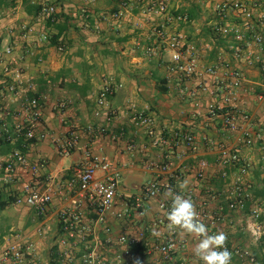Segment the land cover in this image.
<instances>
[{"label":"crops","instance_id":"1","mask_svg":"<svg viewBox=\"0 0 264 264\" xmlns=\"http://www.w3.org/2000/svg\"><path fill=\"white\" fill-rule=\"evenodd\" d=\"M24 1L43 6V12L28 14ZM158 1L16 0V8L0 6V206L10 196H25L27 186L52 195L43 216L18 204L0 212V258L15 243L25 249L26 264H53L55 246L60 264H87L92 255L105 264H164L163 256L152 250L167 238V214L160 205L171 202L164 198L167 188L179 192L177 181L185 178L189 180L185 194L191 192L197 211L206 212L209 218L203 222L210 232L223 231L233 246L242 248L237 227L249 216L229 212L227 202L237 183L246 186L248 195L250 188L264 184V74L260 71L264 51L250 38L255 32L264 35L260 20L264 0H241L255 14L253 31L244 42L214 31L219 21L216 8L224 0H167L172 13L195 10L198 18L192 23L171 21L158 13ZM50 6L59 16L52 26L44 14ZM228 24L243 23L232 17ZM61 28L60 47L44 40L58 35ZM172 35L197 47L200 69L226 63L243 72L233 106L248 119L241 117L236 131L223 126L222 114L208 113L210 104L222 105L218 83L223 69L218 77H207L210 92L202 93L199 78L171 71L167 41ZM237 50H242L240 55ZM105 90L110 92L100 106ZM35 94L40 95L43 116L34 129L47 139L22 148L28 165L17 166L9 176L5 162L22 139L20 129L30 126L25 107ZM144 109L153 119L150 129L133 120L134 113ZM150 132L162 134L167 144L154 146ZM247 135L254 141L252 146L245 144ZM72 136L77 144L67 157L57 141ZM186 136L194 137L192 145ZM221 147L238 152L247 175L239 167L223 164ZM95 156L106 157L121 173L114 205L103 221L90 196L84 197L72 184L75 170L89 165ZM160 158L171 162L168 172L150 169L149 162ZM155 181L164 187L163 193L144 199L143 209L137 210L133 201ZM76 212L78 228L69 237L65 230L61 233V223ZM216 212L225 218L213 228L210 217ZM121 237L134 239L137 245L129 249L120 243ZM177 237L186 245L177 260L200 264L192 252L196 240L179 230ZM65 240L67 245H62Z\"/></svg>","mask_w":264,"mask_h":264},{"label":"built area","instance_id":"2","mask_svg":"<svg viewBox=\"0 0 264 264\" xmlns=\"http://www.w3.org/2000/svg\"><path fill=\"white\" fill-rule=\"evenodd\" d=\"M158 9V13L167 14L172 21L184 22V18L172 17L170 13V8L167 0H159L155 5ZM56 13V8L54 6L48 7L44 14L47 18ZM216 13L218 15L219 21L214 25V31L224 38H231L237 42H244L249 31H253L251 21L255 19V14L249 5L241 0H224L216 8ZM119 17L118 14L114 15ZM232 17H239L243 24L238 26H232L228 24V21ZM259 19V17H258ZM264 23V14L260 18ZM251 40L261 47L264 51V35L262 33L255 32L250 36ZM45 41H48V36L44 37ZM167 47L172 52V64L171 71L180 72L185 78L197 77L200 79V91L202 93H209L210 87L208 84L207 77H218L220 75V70L223 69L222 75L219 76L220 80L218 83V94L221 97V103H212L208 106L209 115L216 117L218 115H223V126L229 131H236L238 129L239 119H248L247 115L242 112H236L234 109L235 93L242 86L244 81L243 72L231 64H218L216 66L208 67L205 69L199 68L198 62V49L194 44L186 43L184 38L180 35H172L168 38ZM63 51V48H59ZM238 54L242 50H237ZM7 54H11L8 50ZM222 65V68H221ZM260 71L264 74V59L260 63ZM17 78V82L19 81ZM11 92L15 91V87L10 88ZM110 90H105L101 94V99L99 105L103 106L106 102V97ZM264 99V95L261 96ZM229 109L228 111H224ZM26 113L29 118L30 126L25 127L26 139L27 140H40L45 141L47 139L46 134H37L34 129V125L42 119L43 116V105L40 103L39 99H32L28 102L25 107ZM135 124L139 127L152 128L153 119L147 109L136 111L133 118ZM24 129V128H23ZM20 129V132L23 130ZM105 132L104 129H101ZM152 131V130H151ZM93 130L89 129V133ZM153 137L154 146L161 147L167 144V140L162 134L156 135L154 132H150ZM179 138V137H178ZM186 142L189 145L194 143V137L186 136ZM253 139L251 136L247 135L245 139V144L251 146L253 144ZM57 144L59 146L60 153L64 156H70L72 151L75 149L77 144V138L72 136L65 139L64 141L58 140ZM221 161L225 166H236L242 160L238 153L234 149H229L227 147H221ZM28 158L20 151H14L11 154V158L5 162V173L7 175H12L16 171V167L19 165H28ZM150 169L161 170L162 172H168L171 167V162L166 158H160L159 160H151L149 162ZM37 169L34 168L33 172L36 173ZM246 174V169L243 168L241 171ZM102 173L101 177L98 174ZM224 177H227L225 172ZM121 181V173L115 168L112 163L104 156H95L91 159V162L86 167H79L74 172V179L72 184L77 185L81 195L90 196L91 202H93L98 207L99 220L103 221L105 216L111 211L117 192L119 189ZM164 187L158 182L149 183L143 191V196L138 197L133 201V205L137 210L143 209L144 199H153L160 196L163 193ZM26 195L17 198L18 205H27L33 208L39 216H43L47 213L48 207L52 202V195L50 192L36 191L27 186L25 188ZM111 193V195H109ZM186 195L192 198V193H187ZM229 200L227 204V209L229 212L244 211L245 201L249 198L246 193L245 188L242 184H235L233 190L230 191ZM78 207V203H74ZM171 202L163 201L161 202V209H163L166 214L170 209ZM200 218L204 221L206 215L205 211H199ZM262 210H254L252 214L247 218L246 221V231L252 238L254 244L259 243L264 237V224L260 221ZM208 217V216H207ZM209 218V217H208ZM225 216L216 212L210 217L211 225L213 228L217 226L219 222L224 220ZM79 221V214L76 212L65 216L63 222L65 224V231L69 237H73L72 233L77 229ZM120 243L126 245L129 249L137 245V241L134 239H128L126 237L120 238ZM62 245H67V241H63ZM172 245V246H170ZM227 247L232 252L233 258L241 260L243 264H252L254 259L249 248L243 249L231 245L229 239L227 240ZM186 245L180 243L177 237V231L171 232L167 231L166 240L153 247L152 250L159 252L163 258L164 264H197L193 261H182L177 260V255L185 250ZM126 254L129 255L130 251L127 250ZM26 251L19 244H11L5 248L3 255L0 258L2 264H26ZM87 264H105L102 261H98L97 257L90 256L86 260Z\"/></svg>","mask_w":264,"mask_h":264},{"label":"clouds","instance_id":"3","mask_svg":"<svg viewBox=\"0 0 264 264\" xmlns=\"http://www.w3.org/2000/svg\"><path fill=\"white\" fill-rule=\"evenodd\" d=\"M177 187L179 192L169 186L164 193V198L171 201L166 216L168 230H179L181 234L196 240L192 252L200 264H232L233 254L227 247V233H211L208 225L201 220L195 202L185 194L189 190L187 178L177 181ZM153 234L160 235L159 232Z\"/></svg>","mask_w":264,"mask_h":264},{"label":"trees","instance_id":"4","mask_svg":"<svg viewBox=\"0 0 264 264\" xmlns=\"http://www.w3.org/2000/svg\"><path fill=\"white\" fill-rule=\"evenodd\" d=\"M23 5H24L25 10H26V12L28 14H34L36 16L39 15L44 10L43 6H39V5H34V6L32 5L31 6L29 1H24ZM0 6H4V7H8V8H16L17 3H16V0H0ZM170 13H171L172 17L173 16L174 17H179V16L183 17L185 23H192L194 20H196L198 18V15H197L195 10H189L188 12H186V11H181V12L177 11V12H173V13H172V11H170ZM58 17L59 16L56 13L51 15V17L48 18V25L49 26L54 25V22H56ZM63 28L59 29V34L58 35H54V36L48 37L49 41H51L53 45L58 46V47L61 46V42L59 40V37L64 32ZM33 97H32V99L36 98V99L40 100V95L39 94H35ZM228 110L229 109H225L224 111H228ZM21 132H22V134H21L22 135V139L21 140L19 139L18 145L13 147L14 148L13 152L14 151H20L21 152L22 148H25L26 146H28L29 143L35 141V140H27L26 139L25 128ZM6 139H7V137H6ZM24 140H26L27 142H25ZM231 167H239L240 171H242V169L245 168L246 171H248L247 168L244 166L242 161L238 165L231 166ZM241 174L245 175L242 172H241ZM227 175H228V173H227ZM258 179H260V178L258 177ZM242 186L245 188L246 193H247L246 186L243 185V184H242ZM262 203H264V184L259 183L254 188L252 187V188L249 189V198H247L246 201H245V209H244L243 212H245L248 216H250L254 210H262L263 213L261 215L260 221L264 224V205L261 206ZM15 204H17V198L15 199L12 196H10L8 200L3 201V205L0 206V212H3L7 208H9L10 206H13ZM64 230H65V225H64V223L62 221V223H61V233H64L65 232ZM242 248L243 249H247V248H244V247H242ZM249 249H250V251L252 253V257L254 259L252 264H264V237L257 245H252L251 247H249ZM52 251H53V253H52L53 254L52 263L53 264H60L58 262V261L61 260L58 246H55L52 249ZM233 259H236V258H233ZM239 261L241 262V260H239ZM240 264H243V263L241 262Z\"/></svg>","mask_w":264,"mask_h":264},{"label":"rangeland","instance_id":"5","mask_svg":"<svg viewBox=\"0 0 264 264\" xmlns=\"http://www.w3.org/2000/svg\"><path fill=\"white\" fill-rule=\"evenodd\" d=\"M248 174V171L245 175ZM240 227L238 228V231H240V233L236 234L238 235V242L241 244L242 247L244 248H249L252 245H257L258 243L253 242L252 238L250 237V235L247 233L246 231V223L244 221V223L240 222ZM236 247V246H235ZM239 248V247H238ZM74 252V251H73ZM75 254V252H74ZM241 262L238 259H233L232 260V264H240Z\"/></svg>","mask_w":264,"mask_h":264}]
</instances>
